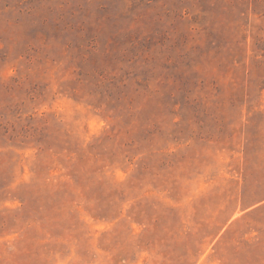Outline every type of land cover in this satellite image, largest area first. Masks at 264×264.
<instances>
[{"label": "rangeland", "instance_id": "374dc122", "mask_svg": "<svg viewBox=\"0 0 264 264\" xmlns=\"http://www.w3.org/2000/svg\"><path fill=\"white\" fill-rule=\"evenodd\" d=\"M0 264H264V0H0Z\"/></svg>", "mask_w": 264, "mask_h": 264}]
</instances>
